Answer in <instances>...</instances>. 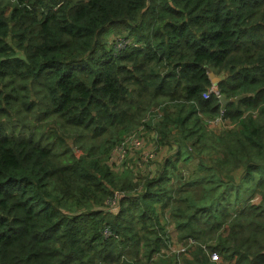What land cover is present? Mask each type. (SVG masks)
<instances>
[{"label": "trees", "instance_id": "trees-1", "mask_svg": "<svg viewBox=\"0 0 264 264\" xmlns=\"http://www.w3.org/2000/svg\"><path fill=\"white\" fill-rule=\"evenodd\" d=\"M164 103L166 154L123 180ZM166 222L193 247L166 257ZM0 264H264V0H0Z\"/></svg>", "mask_w": 264, "mask_h": 264}, {"label": "rangeland", "instance_id": "rangeland-1", "mask_svg": "<svg viewBox=\"0 0 264 264\" xmlns=\"http://www.w3.org/2000/svg\"><path fill=\"white\" fill-rule=\"evenodd\" d=\"M113 39L114 44L116 43L119 45L120 40H123L122 37L114 36L110 37ZM109 42V41H108ZM166 104L161 105H154L148 108L146 113L141 119V124L143 127H138L130 130L129 132L125 133L121 139L127 136L125 139L131 137V141L125 144L122 147L112 148L109 152L110 159L108 161V167L112 170V172L121 177L123 180H128L132 183H139L141 179L150 172L149 169L152 168L151 166H158V163L162 160L163 156L166 154V150L160 147L158 142L157 133L153 130L154 125L157 121L161 119V108L164 107ZM51 120H46L41 123H38L41 131H47L49 127H54L51 123ZM228 126L226 123L224 127ZM221 127L220 129L224 128ZM210 130H219L215 125L209 127ZM136 138L139 144L136 146L133 144L132 139ZM63 139L66 144L71 145V140L67 138V136H63ZM74 149V148H73ZM74 153L76 156L80 155V152L74 149ZM116 150V153H112V151ZM169 150V149H167ZM158 161L157 163L153 164V162ZM105 161L107 158L105 157ZM102 164H106L105 162L101 161ZM235 177H238V173H235ZM138 189V188H137ZM118 209V206L110 211L115 212ZM108 210V209H107ZM109 211V210H108ZM166 229L171 231V239L173 241H177L175 236L174 227L170 224H166ZM188 242V240H186ZM184 243V242H182ZM175 244V243H174ZM178 248V246H177ZM177 250L173 247L169 250L166 254V257L176 255ZM211 259H216L215 254H210Z\"/></svg>", "mask_w": 264, "mask_h": 264}, {"label": "built area", "instance_id": "built-area-1", "mask_svg": "<svg viewBox=\"0 0 264 264\" xmlns=\"http://www.w3.org/2000/svg\"><path fill=\"white\" fill-rule=\"evenodd\" d=\"M124 40H120V43H119V45L116 43V45H115V48H120V47H122V46H124ZM202 97L204 98V99H209L210 97H214V98H216L217 100H219L222 96H221V94H220V92L218 91V89H217V87H216V85H212V87H210L203 95H202ZM224 109L223 108H220V110H219V114L209 123V126H212V125H215V127L216 126H221V127H223V126H225V124L227 123L228 124V122L223 118V113H224ZM229 126V125H228ZM140 127H143V125L142 126H140ZM128 136V135H127ZM127 136H125L124 138H123V140H122V142L119 144V146H117V148L118 147H122V146H124L125 144H127L129 141H131V137L130 138H128V139H125ZM132 141H133V144L134 145H138L139 144V142H138V140L136 139V138H134V139H132ZM117 148H116V150H117ZM116 150H114V151H112V153L114 152V153H116ZM149 171L151 172V168L149 169ZM150 172H148V173H150ZM147 173V174H148ZM120 197H122V195H121V193L120 192H117V193H114L113 194V198H111L109 201H107L106 202V209H108L109 211H112V210H114L117 206H118V204H116V202H117V199H119ZM166 224H167V222H166ZM172 226V225H171ZM168 232L170 233L169 234V237H168V242L170 243V245L168 246V248H167V252L169 251V250H171V248H175L176 250H177V253H184V252H186V250L189 248V249H191L192 247H193V244H194V241L193 240H191V239H189L188 240V242H186V244H183V243H176V241H172V239H171V231H169L168 230ZM102 235L105 237V238H107V237H109V236H111L112 235V233L110 232V230H109V228L108 227H104L103 229H102ZM175 243V244H174ZM177 246H178V248H177ZM214 260H218V257L216 256V259H214Z\"/></svg>", "mask_w": 264, "mask_h": 264}, {"label": "water", "instance_id": "water-1", "mask_svg": "<svg viewBox=\"0 0 264 264\" xmlns=\"http://www.w3.org/2000/svg\"><path fill=\"white\" fill-rule=\"evenodd\" d=\"M208 77H209V80H210V82H211V84L212 85H217L218 84V82H219V78L218 77H216L212 72H208ZM219 101H220V103L222 104V105H224V104H227L228 103V100H226L224 97H221L220 99H219ZM73 151H75L74 149H73Z\"/></svg>", "mask_w": 264, "mask_h": 264}]
</instances>
